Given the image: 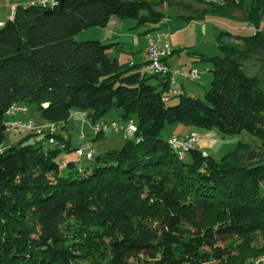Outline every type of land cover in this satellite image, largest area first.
Here are the masks:
<instances>
[{"label": "trees", "instance_id": "16d2710c", "mask_svg": "<svg viewBox=\"0 0 264 264\" xmlns=\"http://www.w3.org/2000/svg\"><path fill=\"white\" fill-rule=\"evenodd\" d=\"M167 1L60 0L20 7L0 27V264H264V89L244 71L248 54L264 51V0H196L208 4L201 15L242 10L257 29L220 33L221 55L190 53L214 71L204 100L183 93L169 105L168 79L147 76V62L110 58L118 43L75 40L114 16L136 19L144 35L163 29L154 25ZM14 104L61 129L73 111L96 124L115 108L137 131L83 171L61 168V155L77 149L61 132L52 145L22 129L29 134L3 148ZM173 124L246 132L261 145L251 155L241 143L219 161L194 148L185 161L162 135Z\"/></svg>", "mask_w": 264, "mask_h": 264}, {"label": "rangeland", "instance_id": "374dc122", "mask_svg": "<svg viewBox=\"0 0 264 264\" xmlns=\"http://www.w3.org/2000/svg\"><path fill=\"white\" fill-rule=\"evenodd\" d=\"M144 1L155 3L158 0ZM216 3L222 2L221 0H219ZM207 8L208 4L198 2L196 0H173L171 3L167 1L162 7H157V10L162 11L166 15V17L160 23L154 26L157 28L166 29L169 32L170 42L172 46H174V44L175 46H177L178 43L181 44V49L178 50L180 51V54H176L173 59H190V62L184 60L178 61L177 65H179V67L183 70L188 71L189 66L191 65L192 56L190 53L202 54L203 52H205L207 54V57H215L221 55L217 45L216 36L218 33L215 35L214 31H231L232 34L244 36H248L254 33L253 31H249L248 29H246L247 25L243 20L239 19V17L245 18V13L242 10H230L227 13L238 18L210 13L209 15H207V20L202 23H191L189 22V20L183 18L186 15L190 14L192 15V17H201L200 13ZM114 18L119 19L120 21H124L125 25H122L124 27L122 31H119V33L115 35V38L113 37V34H108V37H105L104 39L103 37H101V39H98L100 38L98 37V34H101L100 36L106 34L104 31H106L105 29H107V25L112 23V20ZM112 20L110 19V21L108 22L109 24H107L105 28H91L84 31L82 33L83 36L86 35L84 33H88L92 37L91 39H83L79 42L101 40L102 43L106 44L108 42V39L114 40L119 44V46L111 49L109 52V56L110 58L118 59L123 64L129 63L130 61H132L134 64L142 63L145 59H148L147 55L145 54V50L147 49V41H145L142 37L143 33L148 29V27L143 25L138 26L137 20L131 18L121 19L114 16L112 17ZM149 28L152 29L153 26H149ZM77 38L78 37L75 38L76 41H78ZM230 41L231 43H236L239 49L241 51H244L245 46L240 41ZM136 43H138L137 48L135 45ZM137 49L139 50L138 52ZM247 59L248 60L244 65L245 74L249 77L258 76L262 81V88L264 89V51L261 50L257 53H249ZM195 68L201 74V79L199 81L189 82L185 80L182 82V79H178V81L184 83V93L187 96L204 100L206 92L211 87L213 76L209 72V64L207 63H198L196 64ZM151 75L152 73H147V76ZM176 102L177 99H173L170 101L169 105H175ZM121 113L122 112L119 109L114 108L107 113L104 121H120ZM28 116L37 122L38 115L28 113ZM6 118L8 125L14 121L13 116L7 115ZM134 122L136 123V120ZM180 126L182 125L173 124L167 126L162 133L163 137L165 139H168L171 135H173V133H176L177 128ZM194 129L199 136L211 135V137L207 136L204 139V145L197 142L196 148L202 152L207 153V155L211 156L217 161L221 160L224 156L234 152L241 143L251 146V155H255L254 152H257V148H259L261 145V142L258 138L246 132L242 135H225L217 129ZM60 132L62 133L64 138L70 140L72 149L76 148L77 145L84 142V140L79 139V136L81 134H83L86 139H92L93 149L95 150L96 155L103 154L109 150L121 149L126 141L125 137L117 136L112 133L102 134L100 139L94 140L95 136L92 131L91 123L88 120H83V117L80 113L70 118L66 124V128L61 129ZM28 134L29 131L26 130L14 129L8 131L6 133V139L3 148H9L11 146L18 145L19 142ZM34 140L35 139L29 140V143L34 142ZM60 158L66 162H76L77 159L75 151H72L68 154L63 153ZM189 160V155H187L185 157V161ZM91 164L92 161L84 159L82 162L77 164V167L80 171H83L86 168L90 167ZM260 192L261 195L264 196V184L261 185Z\"/></svg>", "mask_w": 264, "mask_h": 264}, {"label": "built area", "instance_id": "2783aa9c", "mask_svg": "<svg viewBox=\"0 0 264 264\" xmlns=\"http://www.w3.org/2000/svg\"><path fill=\"white\" fill-rule=\"evenodd\" d=\"M208 3H215L219 0H205ZM60 0H41L36 3H30L25 6L28 7H43V8H53L59 5ZM13 20V18H12ZM3 25H0L2 27ZM246 29L249 31L257 32L254 26L247 25ZM147 41V64L143 69H154V75H158L164 79H173V87H168L167 92L162 96L163 102H169L172 98L182 95L184 93L181 84L178 79L187 80L189 82H197L201 78V74L196 69H191L185 71L180 68H176V74H169V67L166 61L172 56V47L170 42V34L164 29L154 30L145 35ZM142 69V70H143ZM29 111L25 105L14 104L8 110V116H17L19 114L26 116V120H15L11 122L9 126V131L14 129H26L36 133L39 139L42 140L45 135H49V142L52 145H58L55 135L60 132L61 128L58 124L48 123V124H38L36 121L28 116ZM80 113L83 120H87V114L85 112L73 111V116ZM72 116V117H73ZM70 117V118H72ZM94 136L99 135V129H107V134L112 133L117 136H123L126 139H131L135 136L137 131V126L134 121L130 120L125 123L121 121H100L96 124H91ZM79 138H86L83 134ZM174 141V152L179 156L185 157L186 154L196 148L198 142V136L196 133H192L187 136L177 135L175 137H169ZM63 148V144L59 145ZM76 163L82 162L84 159L91 161L96 152L93 149L92 141H89V145H79L75 150ZM67 162L61 164V168H66Z\"/></svg>", "mask_w": 264, "mask_h": 264}, {"label": "crops", "instance_id": "0c3cea01", "mask_svg": "<svg viewBox=\"0 0 264 264\" xmlns=\"http://www.w3.org/2000/svg\"><path fill=\"white\" fill-rule=\"evenodd\" d=\"M38 1H41V0H0V25H4L5 23H7L8 21H10V20H12V18L14 17V14H15V12H16V10L18 9V8H20V7H25L26 5H28V4H30V3H36V2H38ZM45 1H48V0H45ZM188 10V9H187ZM201 14V13H200ZM210 13H208L207 15H209ZM214 14V13H213ZM207 15H201V17L199 16V17H192V15L190 14V15H186L185 17H183V18H185V19H187V20H189V22H197V23H202V22H205L206 20H207ZM225 16H229V17H234V18H238V17H235L234 15H229V14H227V15H225ZM239 19H241V20H243L244 21V23L247 25V23L245 22V18H240L239 17ZM111 20H112V18H111ZM109 24V23H108ZM125 25V23H124V21H120L119 19H113L112 20V23H110L109 25H107L108 27H107V29H105L106 31H104L106 34L105 35H103V36H100L101 34H98L99 36L98 37H100V38H98V39H101V37H103V39L105 38V37H108V34H113V37L115 38V35H117L118 33H119V31H122V29L124 28L122 25ZM192 25V24H191ZM243 26V25H242ZM263 26H264V24H263ZM164 30H166V29H164ZM241 30H243V29H241ZM240 30V31H241ZM167 31V30H166ZM222 32H230V33H232L231 31H219V32H216V31H214V33H215V35L217 34V36L220 34V33H222ZM83 33V32H82ZM82 33H80V35H78V36H76V37H78L77 39H78V41H82L83 39H91V37L92 36H90V34H88V33H84V34H86V35H82ZM145 33V32H144ZM144 33H143V35H142V37H143V39L146 41V38H145V35H144ZM83 36V37H82ZM216 36V37H217ZM137 39V38H136ZM136 39H135V42H136ZM101 41V40H100ZM108 42L107 43H116L114 40H111V39H108L107 40ZM111 41H113V42H111ZM102 42V41H101ZM231 42V41H230ZM147 43V42H146ZM233 44H236V43H234L233 42ZM136 45V48L138 47V43H136L135 44ZM188 45H190V44H188ZM171 47H172V51H173V55L166 61V63H167V65L168 66H170V68H180L179 67V65H177V63H178V61H182V60H184V61H188V62H190V59L188 60H186V59H173L174 58V56L176 55V53H174L175 51H178L179 49H181V44L180 43H178L177 44V46H175V44H174V46H172V44H171ZM183 47H186V46H183ZM188 47H191V46H188ZM146 48H147V44H146ZM139 50L137 49V52H138ZM204 53V55H207L205 52H203ZM202 53V54H203ZM145 54L147 55V53H146V50H145ZM180 54V53H179ZM179 54H177V55H179ZM191 58V57H190ZM194 60H196V59H191V65L189 66V69H188V71L189 70H191V69H196L195 67H196V63H194ZM148 61V59H145L142 63H136V64H144L145 65V63ZM131 65H136V64H134L132 61H130L129 62ZM186 65V64H185ZM180 69H182V68H180ZM186 71V70H185ZM212 67H211V65L209 64V72H210V74H212ZM212 76H213V74H212ZM201 79V78H200ZM183 81H185V80H183L182 79V82ZM182 82H179L180 84H181V86H182V89H183V91H184V83H182ZM185 92V91H184ZM27 117L26 116H24V115H21V114H19V115H17V116H15V117H13V119L14 120H24V119H26ZM66 128V127H65ZM190 133H196V130L194 129V128H192V127H184V126H180V127H178L177 128V131H176V133H173V134H177V135H182V136H187V135H190ZM62 134V133H61ZM197 134V133H196ZM197 136H198V143H200V144H203L204 145V142H205V138L207 137V136H210L211 137V135H202V136H199L198 134H197ZM66 139V138H65ZM80 139V138H79ZM68 140V139H67ZM84 141H93L92 139L90 140L89 138H85L84 139ZM79 145H81V144H79ZM79 145H77L76 146V148L79 146ZM124 145V144H123ZM205 155H207V153H205V152H203Z\"/></svg>", "mask_w": 264, "mask_h": 264}, {"label": "bare ground", "instance_id": "6f19581e", "mask_svg": "<svg viewBox=\"0 0 264 264\" xmlns=\"http://www.w3.org/2000/svg\"><path fill=\"white\" fill-rule=\"evenodd\" d=\"M143 72L145 74L152 73L154 75V69H143ZM169 74H176V68H170L169 67ZM166 80V79H165ZM168 87H173V79H168L167 81ZM179 96V95H178ZM28 110V109H27ZM73 116V112L70 114V117ZM41 124H48V123H41ZM107 134V129H99V135ZM171 137H175V134L171 135ZM85 138H80V140H84ZM168 143L171 146V148L174 150V141H172L170 138L168 139ZM81 145H89V141H84L81 143ZM178 155V154H177ZM179 156V155H178ZM181 159L184 158L183 156H179Z\"/></svg>", "mask_w": 264, "mask_h": 264}, {"label": "water", "instance_id": "95a60500", "mask_svg": "<svg viewBox=\"0 0 264 264\" xmlns=\"http://www.w3.org/2000/svg\"><path fill=\"white\" fill-rule=\"evenodd\" d=\"M64 0H62V2H63ZM212 74H214V71H212Z\"/></svg>", "mask_w": 264, "mask_h": 264}]
</instances>
